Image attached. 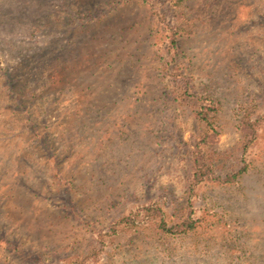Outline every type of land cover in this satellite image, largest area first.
<instances>
[{"label": "rangeland", "instance_id": "obj_1", "mask_svg": "<svg viewBox=\"0 0 264 264\" xmlns=\"http://www.w3.org/2000/svg\"><path fill=\"white\" fill-rule=\"evenodd\" d=\"M0 264H264V0H0Z\"/></svg>", "mask_w": 264, "mask_h": 264}, {"label": "trees", "instance_id": "obj_2", "mask_svg": "<svg viewBox=\"0 0 264 264\" xmlns=\"http://www.w3.org/2000/svg\"><path fill=\"white\" fill-rule=\"evenodd\" d=\"M212 110H214V108H212ZM197 117H198L200 120L204 121L207 125H208V124H211V123L209 122V119H208V115H207V113H206L203 109H201V110L197 113ZM149 210H151V208H150ZM159 227H160L161 229L165 230V231H169V230H170V228H167V223L165 222V219H164L163 216H162L161 221H160V223H159ZM183 227H184L183 231H185V230H187V229H193V228L195 227V222H194V220H191L190 218H185V219L183 220Z\"/></svg>", "mask_w": 264, "mask_h": 264}]
</instances>
